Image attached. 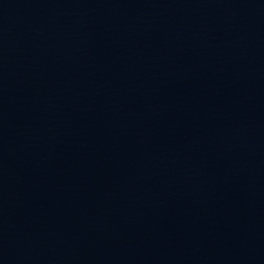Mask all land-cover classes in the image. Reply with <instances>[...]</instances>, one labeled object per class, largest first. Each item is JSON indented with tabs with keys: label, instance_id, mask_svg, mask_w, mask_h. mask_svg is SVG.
I'll return each mask as SVG.
<instances>
[{
	"label": "water",
	"instance_id": "water-1",
	"mask_svg": "<svg viewBox=\"0 0 264 264\" xmlns=\"http://www.w3.org/2000/svg\"><path fill=\"white\" fill-rule=\"evenodd\" d=\"M0 264H264V0H0Z\"/></svg>",
	"mask_w": 264,
	"mask_h": 264
}]
</instances>
